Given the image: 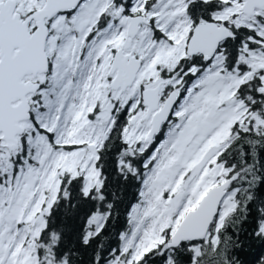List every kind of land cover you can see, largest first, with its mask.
<instances>
[{
	"label": "snow or ice",
	"instance_id": "snow-or-ice-1",
	"mask_svg": "<svg viewBox=\"0 0 264 264\" xmlns=\"http://www.w3.org/2000/svg\"><path fill=\"white\" fill-rule=\"evenodd\" d=\"M253 240L264 0H0V264H244Z\"/></svg>",
	"mask_w": 264,
	"mask_h": 264
},
{
	"label": "trees",
	"instance_id": "trees-1",
	"mask_svg": "<svg viewBox=\"0 0 264 264\" xmlns=\"http://www.w3.org/2000/svg\"><path fill=\"white\" fill-rule=\"evenodd\" d=\"M263 249L264 242L259 240L250 241L241 253V258L244 261V264H260V261L264 259Z\"/></svg>",
	"mask_w": 264,
	"mask_h": 264
},
{
	"label": "flooded vegetation",
	"instance_id": "flooded-vegetation-1",
	"mask_svg": "<svg viewBox=\"0 0 264 264\" xmlns=\"http://www.w3.org/2000/svg\"><path fill=\"white\" fill-rule=\"evenodd\" d=\"M263 255H264V249H263ZM264 258V257H263Z\"/></svg>",
	"mask_w": 264,
	"mask_h": 264
}]
</instances>
